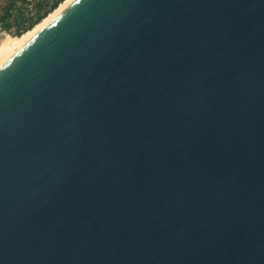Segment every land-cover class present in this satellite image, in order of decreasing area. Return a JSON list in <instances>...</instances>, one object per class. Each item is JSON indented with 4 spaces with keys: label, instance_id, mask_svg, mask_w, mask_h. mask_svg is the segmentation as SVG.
Returning a JSON list of instances; mask_svg holds the SVG:
<instances>
[{
    "label": "water",
    "instance_id": "1",
    "mask_svg": "<svg viewBox=\"0 0 264 264\" xmlns=\"http://www.w3.org/2000/svg\"><path fill=\"white\" fill-rule=\"evenodd\" d=\"M0 264H264V0H72L4 59Z\"/></svg>",
    "mask_w": 264,
    "mask_h": 264
},
{
    "label": "trees",
    "instance_id": "2",
    "mask_svg": "<svg viewBox=\"0 0 264 264\" xmlns=\"http://www.w3.org/2000/svg\"><path fill=\"white\" fill-rule=\"evenodd\" d=\"M64 0H7L0 14V22L7 32L15 36L31 30ZM32 5L26 12L24 7Z\"/></svg>",
    "mask_w": 264,
    "mask_h": 264
},
{
    "label": "rangeland",
    "instance_id": "3",
    "mask_svg": "<svg viewBox=\"0 0 264 264\" xmlns=\"http://www.w3.org/2000/svg\"><path fill=\"white\" fill-rule=\"evenodd\" d=\"M65 1V0H64ZM63 1V2H64ZM6 2H7V0H0V14L2 13V9H3V7L6 5ZM63 2H61L59 5H58V7H60V5L63 3ZM57 7V8H58ZM31 8H32V5H30L29 7H24V9H25V11L26 12H29V10H31ZM57 8L54 10V11H56L57 10ZM52 13V12H51ZM50 13V14H51ZM46 18V17H45ZM44 18V19H45ZM43 21V20H42ZM41 21V22H42ZM41 22H39V23H41ZM38 23V24H39ZM37 24V25H38ZM37 25H35L32 29H34ZM31 29V30H32ZM30 30V31H31ZM29 32V31H28ZM28 32H25V33H23V34H21L20 36H15L13 33H11V32H7V34L0 40V53H1V55H0V60L1 59H6L12 52H14L19 46H16L15 45V43L16 42H14V41H18V38L20 37V39H21V37H23V35H25L26 33H28ZM11 38V39H10ZM12 42H13V44H12ZM13 45V46H12ZM17 47V48H16ZM10 49V50H9ZM2 50V51H1ZM7 55V56H6ZM3 56H5V58L3 57ZM2 60V61H3ZM1 63V62H0Z\"/></svg>",
    "mask_w": 264,
    "mask_h": 264
},
{
    "label": "bare ground",
    "instance_id": "4",
    "mask_svg": "<svg viewBox=\"0 0 264 264\" xmlns=\"http://www.w3.org/2000/svg\"><path fill=\"white\" fill-rule=\"evenodd\" d=\"M72 0H65L60 7L57 8L56 11H53L51 14H49L45 19H43V21L41 23H39L34 29H32L31 31L29 30L28 33H26L25 35H23V37L18 38V41H14L16 42L15 45L16 46H21L23 43H25L27 40H29L32 36H34L44 25H46L51 19H53L58 13H60ZM11 39V38H10ZM13 44V42H12ZM13 46V45H12ZM17 48V47H16ZM10 50V49H9ZM2 51V50H1ZM1 55V53H0ZM7 56V55H6ZM5 58V56H3ZM3 59L0 60V62H2Z\"/></svg>",
    "mask_w": 264,
    "mask_h": 264
},
{
    "label": "built area",
    "instance_id": "5",
    "mask_svg": "<svg viewBox=\"0 0 264 264\" xmlns=\"http://www.w3.org/2000/svg\"><path fill=\"white\" fill-rule=\"evenodd\" d=\"M7 34V31L5 30L3 23L0 22V40Z\"/></svg>",
    "mask_w": 264,
    "mask_h": 264
}]
</instances>
